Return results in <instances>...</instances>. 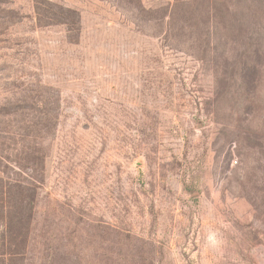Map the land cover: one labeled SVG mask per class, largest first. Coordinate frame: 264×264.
Instances as JSON below:
<instances>
[{
    "label": "rangeland",
    "instance_id": "rangeland-1",
    "mask_svg": "<svg viewBox=\"0 0 264 264\" xmlns=\"http://www.w3.org/2000/svg\"><path fill=\"white\" fill-rule=\"evenodd\" d=\"M231 1L0 0V264H264V42L213 27Z\"/></svg>",
    "mask_w": 264,
    "mask_h": 264
},
{
    "label": "trees",
    "instance_id": "trees-1",
    "mask_svg": "<svg viewBox=\"0 0 264 264\" xmlns=\"http://www.w3.org/2000/svg\"><path fill=\"white\" fill-rule=\"evenodd\" d=\"M215 3L216 5L212 6L213 27L217 29L222 25L228 32V38L242 43V57L247 61L256 58L262 52L260 40L264 42V36H261L264 32V0H232L225 9L229 17L224 19L217 14L219 4ZM4 208L8 209V206ZM4 226H8L7 216Z\"/></svg>",
    "mask_w": 264,
    "mask_h": 264
}]
</instances>
